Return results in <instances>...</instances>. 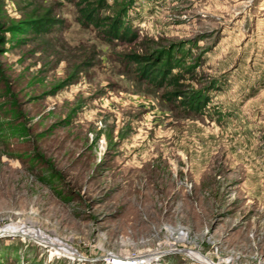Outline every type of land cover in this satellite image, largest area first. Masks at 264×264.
I'll return each mask as SVG.
<instances>
[{
  "label": "rangeland",
  "instance_id": "rangeland-1",
  "mask_svg": "<svg viewBox=\"0 0 264 264\" xmlns=\"http://www.w3.org/2000/svg\"><path fill=\"white\" fill-rule=\"evenodd\" d=\"M88 3L0 0V264H264V0Z\"/></svg>",
  "mask_w": 264,
  "mask_h": 264
},
{
  "label": "trees",
  "instance_id": "trees-1",
  "mask_svg": "<svg viewBox=\"0 0 264 264\" xmlns=\"http://www.w3.org/2000/svg\"><path fill=\"white\" fill-rule=\"evenodd\" d=\"M85 2H91L88 4H92V6L94 7H89L87 6V8L85 9H81L82 15L84 17V19L86 20V22L91 23L93 25H97V26H104L106 27L104 29V33H106L107 35H109L110 37H122L123 35L126 37L128 34V31L125 29H120L121 26V19L119 18V16H114L112 14V16L110 15H105L103 17L97 15L98 13L96 12L97 9L95 7V5L97 3H100L102 0H83ZM95 4V5H94ZM109 8L114 9L115 8V2H112L111 4L107 5ZM117 14H119V10H114ZM123 11V10H122ZM96 12V13H95ZM121 12V11H120ZM31 24V20H23V21H19L17 23H10L9 25H4V29L7 28V32H12V33H20V32H25L28 28H30L32 25ZM49 23H41V25L39 26H43V25H48ZM25 30V31H23ZM5 42V39L0 37V51L3 49V44ZM125 56L127 57L128 60H133L136 64L140 65L141 67L140 69V76L145 79V80H151L153 82H156L158 77L161 76V79H163L164 77V73L159 72V70H154V66H157L162 60L163 57L162 56H158V60L154 61L155 55L154 54H135V53H126ZM154 62V63H152ZM153 66V67H152ZM177 68V67H183V64L181 62H178L175 66H172V68ZM168 76V75H167ZM166 76V77H167ZM165 77V78H166ZM177 76L173 75L172 77L169 78V86L172 89L173 92H175L176 96H179V92H184L185 90L183 89L182 86H180L179 84H177L178 80H177ZM183 95V94H182ZM22 134H28L29 130L26 128H21Z\"/></svg>",
  "mask_w": 264,
  "mask_h": 264
},
{
  "label": "bare ground",
  "instance_id": "bare-ground-1",
  "mask_svg": "<svg viewBox=\"0 0 264 264\" xmlns=\"http://www.w3.org/2000/svg\"><path fill=\"white\" fill-rule=\"evenodd\" d=\"M2 230H4L5 232H13V231H16L18 233H21L22 235L23 234H26V233L30 234L29 233V229H27L25 227V225H19V224H13V223L5 225L4 227H2ZM202 263L208 264L205 260H202Z\"/></svg>",
  "mask_w": 264,
  "mask_h": 264
},
{
  "label": "water",
  "instance_id": "water-1",
  "mask_svg": "<svg viewBox=\"0 0 264 264\" xmlns=\"http://www.w3.org/2000/svg\"><path fill=\"white\" fill-rule=\"evenodd\" d=\"M18 232H16V231H13V232H5L4 230H2V228H0V236H4V235H8V234H17ZM20 234V233H19ZM174 252V251H176V250H166V251H164V252Z\"/></svg>",
  "mask_w": 264,
  "mask_h": 264
}]
</instances>
